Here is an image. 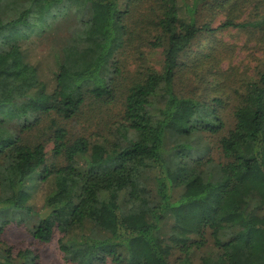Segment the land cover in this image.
Returning a JSON list of instances; mask_svg holds the SVG:
<instances>
[{
    "label": "trees",
    "instance_id": "trees-1",
    "mask_svg": "<svg viewBox=\"0 0 264 264\" xmlns=\"http://www.w3.org/2000/svg\"><path fill=\"white\" fill-rule=\"evenodd\" d=\"M207 5L226 14L218 29L246 28L264 49V0H0V211L35 212L38 188L29 234L58 232L79 264H192L208 240L200 264H264V56L235 95L220 82L205 99L179 89L188 71L204 81L201 65L213 74L209 54L181 69L210 30ZM68 10L77 21L47 47L56 68L43 66L34 35ZM150 48H162L160 67L135 65ZM117 94L120 121L102 140L73 131ZM11 222L0 220V264H50L5 242Z\"/></svg>",
    "mask_w": 264,
    "mask_h": 264
},
{
    "label": "rangeland",
    "instance_id": "rangeland-1",
    "mask_svg": "<svg viewBox=\"0 0 264 264\" xmlns=\"http://www.w3.org/2000/svg\"><path fill=\"white\" fill-rule=\"evenodd\" d=\"M212 7L214 6L207 5L203 7L199 15V24L209 23L210 30L203 31L181 57V61L184 65L181 69L184 70L182 73H185L194 66V64L203 61V57L206 54L216 56V59L212 60L210 62L211 64L207 66V68L213 70V74L207 73L206 70H203L205 68L201 65L202 71L205 74V76L202 74L204 77L202 83L196 82L194 74L189 71L184 75V81L182 79L179 81V89L181 91L185 90V92H188L190 89L198 87V95H200L202 99L210 97L209 95L213 93V86L217 82H220L228 93L235 95V89L241 85L244 78H250V76L256 75L260 67L258 63L264 56V49L261 48L258 38L251 36L246 28L232 27L229 29H218L217 26L224 21L226 14L221 9L216 8L215 10ZM244 19L245 18L240 21ZM75 21H77L76 16L71 10H68L65 15L54 21L50 29L37 32L34 38L37 39L39 45L35 47L30 46V53L33 60H40L43 66L50 65L55 69L56 65L53 63V57L49 54V48L47 47L53 43L62 44V42L69 37V28ZM162 56V48H150L148 51H145L141 59H135V65H142L143 63L146 65L149 60V66L159 68L162 62ZM131 67H133V65L129 64V68ZM217 71H220L218 76L214 75ZM48 77L49 82L52 83L50 75H48ZM205 83L211 84L210 87L207 86L208 92L204 90ZM117 95L118 97L114 99V102L108 104L106 109L105 107L102 109L90 108L87 116V109L85 108L86 116L84 115L81 119L72 122L73 131L88 135L92 142L102 140V135L107 132L105 130L107 129V125L114 127L120 121L121 103L119 104V99L121 97L119 96L120 94ZM229 103L230 104L226 105L223 104L221 108L224 109V111L221 109L220 111L230 119L232 115L229 108L232 103L231 101H229ZM206 141H208V139H206L205 142ZM203 146L205 148L207 147L206 144H203ZM52 148L53 142H49L46 147L49 158H51L52 155ZM205 152L206 150L198 149L194 154L198 155ZM213 154L216 160L219 156L221 157V153L220 151L218 152L217 148H214ZM149 185H151L150 181L148 183V186ZM32 193L33 197L31 199V204L36 213H28L21 210L0 211V220H12L3 235L5 242L15 246L17 249L25 247L34 249L42 262L50 264H79L66 257L59 249L57 242L59 237L58 232L55 234L54 238L47 243L37 242L29 234L28 227L32 226L37 221V212L43 210V198L38 188L35 187ZM13 217H16V219H12ZM98 234L101 235L100 233ZM211 244L212 241L208 240L203 248L195 250L192 264H200L201 255L205 251L211 249ZM107 264L114 263L108 262Z\"/></svg>",
    "mask_w": 264,
    "mask_h": 264
}]
</instances>
